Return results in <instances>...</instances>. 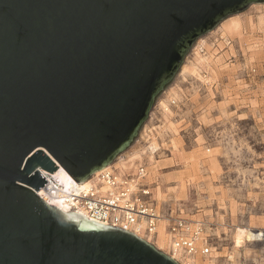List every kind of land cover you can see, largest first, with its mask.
Here are the masks:
<instances>
[{
  "label": "water",
  "instance_id": "water-1",
  "mask_svg": "<svg viewBox=\"0 0 264 264\" xmlns=\"http://www.w3.org/2000/svg\"><path fill=\"white\" fill-rule=\"evenodd\" d=\"M264 0H0V264H180L37 191L112 163L201 35Z\"/></svg>",
  "mask_w": 264,
  "mask_h": 264
},
{
  "label": "rangeland",
  "instance_id": "rangeland-1",
  "mask_svg": "<svg viewBox=\"0 0 264 264\" xmlns=\"http://www.w3.org/2000/svg\"><path fill=\"white\" fill-rule=\"evenodd\" d=\"M263 11L264 3L250 4L198 37L111 163L147 167L161 217L186 218L191 230L197 226L192 220L202 222L198 264H264ZM233 16L241 32L223 34L220 24ZM208 52L213 65H198L199 55L208 61ZM150 134L159 143L154 153L145 148ZM237 228L246 230L239 245ZM201 238L207 254H200Z\"/></svg>",
  "mask_w": 264,
  "mask_h": 264
},
{
  "label": "built area",
  "instance_id": "built-area-1",
  "mask_svg": "<svg viewBox=\"0 0 264 264\" xmlns=\"http://www.w3.org/2000/svg\"><path fill=\"white\" fill-rule=\"evenodd\" d=\"M39 171L47 182L36 193L48 204L62 205L67 212L79 213L97 223L122 228L155 246L161 215L154 203L144 164H131L123 168L110 164L91 174L85 180H89L85 187L74 179L71 185L66 186L52 174L48 177ZM166 219L171 251L181 250L183 255H195L198 251L196 240L203 231L202 222L191 230L189 220L185 218L177 216ZM201 242V254H207V240L201 238Z\"/></svg>",
  "mask_w": 264,
  "mask_h": 264
},
{
  "label": "bare ground",
  "instance_id": "bare-ground-1",
  "mask_svg": "<svg viewBox=\"0 0 264 264\" xmlns=\"http://www.w3.org/2000/svg\"><path fill=\"white\" fill-rule=\"evenodd\" d=\"M237 16H233V18H230L228 20H225L224 22H222L220 24V28H221V31L223 34H229V35H232V34H237L240 31L241 29V21L236 18ZM262 19L264 18V11L262 13ZM256 19V18H255ZM251 27V26H250ZM201 51V50H200ZM214 53L212 52H208V61L205 60V58H203L202 56L199 55V57L197 58L198 60V65L200 64H203L204 66L205 65H208V66H212L213 65V62H211V59H212V56H213ZM202 65V66H203ZM194 66V65H193ZM197 66V65H195ZM191 67V66H190ZM207 67V66H206ZM214 67V66H213ZM195 68V67H194ZM185 70H187L188 72V68H184ZM213 69V68H212ZM215 69H213L214 71ZM185 72V71H184ZM195 72V71H194ZM166 108V107H165ZM162 128V127H161ZM167 128V127H166ZM166 130V129H165ZM158 134V133H157ZM165 134V133H164ZM148 141H149V144L148 146H146L145 148L146 149H149V152L150 153H154L157 149H159V143L156 141V137H155V134H150V136H148ZM145 148L141 150L142 153H144L145 151ZM133 157V156H132ZM152 158V156H151ZM121 164V163H120ZM115 165V164H114ZM122 165V164H121ZM52 175L55 177L56 180L60 181L62 184L66 185V186H69L72 184V181H73V178L62 168V167H58V169L52 173ZM150 178V177H149ZM152 182V181H151ZM79 185H82V186H87L89 184V180L87 181H84L82 183H78ZM156 196H154V199H155ZM163 197H165V195H161L159 199H162ZM47 203V202H46ZM50 205V204H49ZM57 208H59L61 211L65 212V213H70V212H67L65 210V207L62 206V205H59V206H56ZM85 217V216H84ZM86 218V217H85ZM88 219V218H87ZM186 219V218H185ZM90 220V219H89ZM159 223L157 225V237H158V243H156V245L161 248V249H166V248H170L171 249V240H170V235L169 233L167 232L166 230V223H167V219L164 218V217H160L159 219ZM92 221V220H91ZM194 221L193 224L194 225H198L200 224L199 220H192ZM246 234V230L245 229H241V228H237V230L235 231V241H236V245H239L242 243L243 239H244V236ZM156 241V240H155ZM197 241V240H196ZM181 250H175L174 252L171 253V257L175 258V259H180L178 257L182 256L181 255ZM201 254V253H200ZM197 255V254H196ZM198 258V255L197 257L195 258V255H184L183 258L180 259V263L181 264H198L197 263V259ZM200 259V258H199ZM179 261V260H178Z\"/></svg>",
  "mask_w": 264,
  "mask_h": 264
},
{
  "label": "crops",
  "instance_id": "crops-1",
  "mask_svg": "<svg viewBox=\"0 0 264 264\" xmlns=\"http://www.w3.org/2000/svg\"><path fill=\"white\" fill-rule=\"evenodd\" d=\"M155 240H156V241H154V243L158 241V237H156V239H155ZM157 243H158V242H157ZM155 247H157V246L155 245ZM157 248H158V247H157Z\"/></svg>",
  "mask_w": 264,
  "mask_h": 264
}]
</instances>
